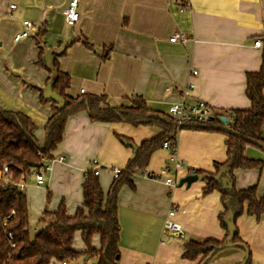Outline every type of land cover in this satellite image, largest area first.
I'll return each instance as SVG.
<instances>
[{
	"label": "crops",
	"instance_id": "obj_1",
	"mask_svg": "<svg viewBox=\"0 0 264 264\" xmlns=\"http://www.w3.org/2000/svg\"><path fill=\"white\" fill-rule=\"evenodd\" d=\"M69 1L0 0V106L34 121L39 142L45 143L52 105L43 103L40 92L30 86L52 99L44 66L52 71L53 81L54 58L64 52L59 67L71 77L68 94L73 98L105 95L110 105L122 107L142 97L149 108L167 114L172 104L184 101H205L220 111L251 108L246 76L262 66L264 0H186L189 6L182 12L176 0H79L80 19L74 26L65 21ZM24 21L34 28L28 38L16 41L25 30ZM43 29L40 55L34 36ZM176 34L188 40L171 43ZM257 40H262L261 48L254 46ZM160 133L157 127L93 122L86 112L70 117L44 186H37L34 176L27 182L32 235L46 226L40 222L45 209L56 211L64 201L72 216L82 206L84 175L94 161L102 169L99 181L106 194L115 179L113 170L124 169L135 155L124 142L139 147ZM176 138L174 156L164 148L154 152L144 173L133 177L134 188L125 186L119 193V264H198L182 258L185 243L226 237L219 219L224 210L221 194H205L203 177L193 172L213 173L215 163L226 161L227 136L183 128ZM246 154L264 160L258 148L247 147ZM164 170L175 186L148 176ZM189 175H198V180L179 186ZM234 185L238 191L256 186L258 196H264V167L236 170ZM167 219L182 225L183 238L164 232ZM236 225L250 248L251 264H264V213L256 219L244 209ZM93 245L100 247L99 236ZM73 247L85 251L80 232ZM244 258L243 249L229 248L209 264H241Z\"/></svg>",
	"mask_w": 264,
	"mask_h": 264
},
{
	"label": "trees",
	"instance_id": "obj_2",
	"mask_svg": "<svg viewBox=\"0 0 264 264\" xmlns=\"http://www.w3.org/2000/svg\"><path fill=\"white\" fill-rule=\"evenodd\" d=\"M46 31H38L34 36L40 55ZM83 43L90 47L87 40H83ZM62 55L65 52L54 58L56 77L53 81L52 71L44 66L49 73L47 81L51 82L52 92L59 100L45 99L40 89L30 86L40 92L43 103L52 105V115L45 125L46 139L43 145L36 136L37 125L34 121L25 114L0 106V169L8 167L7 175L2 174L0 179V264H61L64 261H77L82 257L95 258V264H119V193L125 186L134 188L133 177L138 172L144 173L154 152L163 149L165 143L176 145L178 128L169 114L152 110L142 97L132 100L130 106L114 107L109 104L105 95L88 94L77 98L69 96L71 77L60 70L58 59ZM246 84V96L251 108L229 110L234 118L231 126L217 120L208 126L186 127L227 136L226 161L215 163L213 173L193 172L203 177L205 194L212 191L221 194L224 210L219 219L226 231V237L222 241L208 239L184 244L182 258L188 261L199 260L198 264H203L226 244L229 235L227 222L231 213L236 227L233 243L245 245L248 249L250 248L239 237L236 220L243 214L244 209L256 219H260L264 213V196H258L256 186L238 191L234 185L236 170H260L264 167V160L246 154L247 147L258 148L264 153V53L261 69L248 73ZM81 112H86L93 122L157 127L161 133L138 147L134 157L122 169L119 177L113 180L106 194L100 185L99 176L90 173L82 185L83 204L75 214L68 215L64 201L56 211L45 209L40 222L46 226L32 235L28 198L17 184L23 177L30 178L34 171H39L54 159L53 153L62 141L68 119ZM50 196L48 193V199ZM78 232L81 233L85 251H76L73 247ZM9 234L12 239L8 238ZM95 236H99V248L93 245ZM247 264H251V254Z\"/></svg>",
	"mask_w": 264,
	"mask_h": 264
},
{
	"label": "built area",
	"instance_id": "obj_3",
	"mask_svg": "<svg viewBox=\"0 0 264 264\" xmlns=\"http://www.w3.org/2000/svg\"><path fill=\"white\" fill-rule=\"evenodd\" d=\"M176 4L180 8V11H184V9L189 6L186 0H176ZM15 6L12 5L11 9H14ZM79 8V0H70L69 5L65 11V21L67 25L74 26L80 19V13L78 11ZM25 30L18 34L15 38L16 41H19L24 38H28L30 36V30L34 28V25L28 21H24ZM188 40L185 34H176L172 38H170L171 43H183ZM263 45L262 40H257L254 43L256 48H261ZM193 75H197V72L194 71ZM193 88V86H190ZM169 116L171 117L172 121L176 124L178 130L183 129L186 127L191 126H208L211 125L213 122L219 120L221 122L222 118H226L228 120L227 125L228 127L234 122L233 116L230 114L229 110H222L218 112L217 109L213 108L210 104L205 101H197L194 103L188 102H179L174 103L169 107ZM222 123V122H221ZM176 145H171L169 143H165L163 148L168 150L172 156L176 154ZM60 161H64V158H60ZM49 164L48 162L45 166H43L39 171H34L33 175L35 177V183L37 186H44L46 182V176L49 171ZM176 167H180L177 165ZM101 168L96 161L93 162V167L91 170H86L84 178L87 179L89 174H94L95 176H99L101 172ZM122 169H114L113 174L115 178H118L121 174ZM8 173V167H4L3 170L0 169V177L2 174ZM169 170H164L160 175L153 179H162L164 180L165 184L168 186H175L174 179L169 175ZM27 177H23L22 180L17 184L18 188L21 191L26 190ZM176 209H172L170 214H174ZM164 232L171 233L179 238H183V228L180 223L175 220L167 219L164 225ZM9 239H12V235H8ZM61 264H68L67 261L62 262Z\"/></svg>",
	"mask_w": 264,
	"mask_h": 264
},
{
	"label": "water",
	"instance_id": "obj_4",
	"mask_svg": "<svg viewBox=\"0 0 264 264\" xmlns=\"http://www.w3.org/2000/svg\"><path fill=\"white\" fill-rule=\"evenodd\" d=\"M53 93V92H52ZM53 98L52 99H55V100H59L56 95L53 93ZM221 122L223 124H227L228 120L226 118H222L221 119ZM127 146L131 147L135 152L137 151L138 147H136L134 144L132 143H128V142H124ZM198 180V175H189V176H186L184 178H182L179 182V186H183V185H187V186H190L192 183L196 182ZM227 225H228V228H229V235H228V239H227V242L226 244H224L220 249L219 251L215 254L213 253L203 264H207L209 261H212V259L222 250H225V249H229V248H239V247H242L243 250L245 251V258L244 260L242 261L241 264H247V262L249 261V258H250V251L249 249L245 246V245H242V244H234L233 243V239L235 237V234H236V227H235V223H234V219H233V215L232 213L229 215V218H228V222H227ZM209 264V263H208Z\"/></svg>",
	"mask_w": 264,
	"mask_h": 264
},
{
	"label": "rangeland",
	"instance_id": "obj_5",
	"mask_svg": "<svg viewBox=\"0 0 264 264\" xmlns=\"http://www.w3.org/2000/svg\"><path fill=\"white\" fill-rule=\"evenodd\" d=\"M218 112H221L220 110H217ZM41 143V145H43V143L42 142H40ZM252 158H254L253 157V155L251 156ZM255 159H257V158H255ZM259 159V158H258ZM7 175V174H6ZM2 178V175H1V177H0V179ZM32 231H33V229H32ZM34 233V232H33ZM96 263V259L95 258H91V257H82V258H80L79 260H77V261H72L71 262V264H95Z\"/></svg>",
	"mask_w": 264,
	"mask_h": 264
}]
</instances>
